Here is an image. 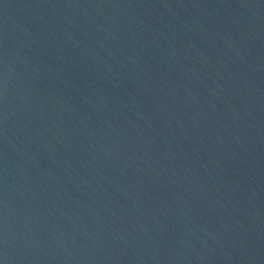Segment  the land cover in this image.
<instances>
[{"label": "water", "instance_id": "95a60500", "mask_svg": "<svg viewBox=\"0 0 264 264\" xmlns=\"http://www.w3.org/2000/svg\"><path fill=\"white\" fill-rule=\"evenodd\" d=\"M0 264H264V0H0Z\"/></svg>", "mask_w": 264, "mask_h": 264}]
</instances>
